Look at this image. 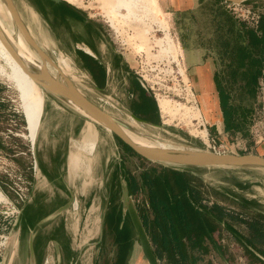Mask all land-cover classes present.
Wrapping results in <instances>:
<instances>
[{"label":"rangeland","instance_id":"obj_1","mask_svg":"<svg viewBox=\"0 0 264 264\" xmlns=\"http://www.w3.org/2000/svg\"><path fill=\"white\" fill-rule=\"evenodd\" d=\"M64 1L67 2V0ZM69 1L72 3L68 2V4L89 17L113 48L125 54L134 74L140 79L154 101L157 110L156 123L158 125L162 124V127L151 128L138 125L130 121L119 106L117 107L120 111L113 110L109 105L115 106V100L118 99L114 96V90H111L114 88L113 84H110V90L103 92L105 95L91 91L86 83H82V81L85 82V79H82L77 70L69 65L70 72L67 76L75 77L72 80L75 88L81 94L83 93L88 100L99 108H103L102 110L116 120L131 126L138 132L159 137L179 146L215 154L218 152L264 156L263 147H261L264 140L258 145L254 143L256 135L253 126L260 116V112L264 115V110L261 111L258 107L256 88L255 96L249 98L243 90L238 88L239 81L234 83L231 79L233 66L236 67V72L240 75V65L244 59L247 58V61L256 60L259 53L262 52L261 47H255L256 49H254L252 40L249 38V42L246 44L248 45L247 48H239L241 43L237 40V35L233 34L231 44L234 43L233 45L238 47L234 54L236 60L231 62V57L224 54L222 27L225 22L230 23L227 17L233 18L240 24L243 23L226 10L223 4L224 1L202 0L199 8L193 14L181 16V19H177L176 16L174 18V15L171 14L172 9L170 11L165 10L161 0H152L153 3L149 2L150 5L148 4V6L146 2L137 0L134 12L139 15L140 19L137 21L132 19L131 22L124 23L121 33L115 32L109 26L98 0ZM0 2L6 7L3 0H0ZM12 2L18 17L29 34L32 35L34 41L36 43L38 41L39 44H37L44 51L46 57L54 63H57L60 58L70 64L66 51L68 49L67 42L72 34L80 33L84 28L82 25L77 26V23L73 22L71 16L66 13L67 8L62 4H51L40 0H12ZM242 3L259 13H264V0H248ZM38 7L42 10L41 13L37 11ZM118 13L125 14V10L120 9ZM160 22V26H167L168 30L162 31L159 28ZM179 22H181V25ZM68 25L72 27L71 30ZM242 25L246 34L253 29L246 23ZM140 30L143 32L141 33ZM198 31H200L201 36L197 37V42L205 46L206 51L215 55V77L222 79L224 86L231 91L232 103L251 109V112L247 114L244 129L241 132H225L222 129H216L214 125L209 123L210 118L218 120L214 101L209 97L207 107H204L201 100L202 95L198 97L194 83L188 76L179 55L178 45L182 49L181 41L184 40L187 44L188 40L190 38L192 40L193 35ZM166 32L169 34V39L172 40L173 52L172 50L168 52L167 45L169 44L166 40ZM139 36L142 37L139 38ZM127 38L130 39L129 43L131 42V44L125 42ZM133 38L137 39L134 40ZM143 38L145 42H142ZM158 39H162L161 44H158ZM140 44H142V47L140 51L137 50L136 52L135 46ZM177 59H180L179 66L175 65ZM229 62L232 65L229 66ZM0 65H3L1 59ZM180 68L184 70L182 75H179ZM188 88L194 96L190 94ZM42 92L44 99L43 113L33 147L34 152L32 153L29 140L26 136H23L27 133V130L24 115H22L20 108L18 92L10 79L0 75V193L4 198L0 201V264H29L26 244L21 247L20 254L15 259H11L16 240L13 205H17L19 190H22L21 193H24L27 197L31 195L33 187L37 185L40 187L41 185L39 174L33 170L34 160L42 163L44 168L50 171L53 158L59 157V160H61L60 168H63L65 178L74 187L79 206L82 204V211L79 209L77 214L73 211L67 212V214L69 213L67 215L69 235L78 232L82 241H87L91 237L95 240L100 218L104 215L106 223L104 234L102 232L101 236V245L97 248L95 246L88 249L85 254L88 262L89 260L92 261L91 264H126V260L127 264L128 261L129 264H146L133 232L131 236L126 238L124 246L119 248L117 245L118 233H116L115 227L119 221L117 220L118 213L121 212L120 190L121 182L125 180V174L134 176L138 181L141 188L132 197L141 212L147 213L151 224L153 217L148 206L146 187L142 185V174L144 172H147L152 178L160 196L171 198V191L178 192L184 198H188L194 207H200L205 201L206 203H216L226 211L242 215L243 218L257 216V214L264 217V169L236 168L229 169L228 174L220 169H196L202 175L203 181L191 175V177L186 178L179 176L162 169V166L158 164L132 155L113 134L106 131L99 124L82 116L65 101L56 98L50 91L45 90ZM115 93L118 96L120 95V92L115 91ZM158 97H164L171 104L176 105H172L173 116H165L160 112L156 100ZM182 105L183 108H181ZM184 105L191 107V111L197 109L196 111L200 112V116L191 118L190 113H187V110L185 111L186 107ZM165 120L171 121H168L169 124L166 125L164 124ZM88 123L92 125L95 132L94 138L96 139H94L95 147L92 154H87L76 148L84 142L82 137L83 128ZM185 123L187 124L185 125ZM193 129L196 131L204 130L206 140L195 137L194 133H191ZM263 131L262 128L260 132L264 133ZM210 146L214 147V150ZM71 156L78 160L76 170L72 169L71 163L73 160ZM21 204L22 202L19 205ZM205 211L202 214L199 212L193 213L192 218L196 221L206 220L207 223L211 219L218 218L213 211ZM221 219L222 221L226 220L231 228L223 227L221 230L220 228L217 230L216 239L220 251L212 253L210 256H203L202 259L204 260L198 261V263L264 264L263 245L248 240V231L245 225L225 217ZM260 220L264 222L263 218ZM124 222L127 225L129 224L127 220H124ZM78 225H84L85 229L77 231ZM203 225L206 227L205 224ZM203 230L204 228L196 229L195 234H200ZM184 245L186 250L189 246L186 245V242H184ZM118 254L124 258L123 262ZM44 261L45 259L42 258L39 264H44ZM160 263L167 264L164 260Z\"/></svg>","mask_w":264,"mask_h":264},{"label":"flooded vegetation","instance_id":"obj_2","mask_svg":"<svg viewBox=\"0 0 264 264\" xmlns=\"http://www.w3.org/2000/svg\"><path fill=\"white\" fill-rule=\"evenodd\" d=\"M37 11L42 12L39 7ZM66 13L71 16L74 23H77V26L82 25L84 28L81 30L82 32L70 36L67 42L68 49H66L69 65L77 70L82 79H85V82L82 81V83L96 87L97 91L92 88L89 89L102 94L110 90V84H113L114 88L111 90H114V96L118 99L115 100V106L111 104L109 106L117 111L126 109L141 120L150 122L145 118L147 116L154 118L148 99L151 96L140 79L134 74L125 54L113 48L97 26L86 23L69 9H66ZM68 28L72 29L69 25ZM115 91L120 92V95L118 96ZM59 159V157L53 158L50 171L46 170L42 163L36 161L34 171L39 174L41 185L40 187L38 185L33 187L31 195L25 197L15 215L14 232L16 240L11 259H15L20 254L24 244H26L28 254V240L32 236V249L36 264H39L42 258L47 260L48 264H55L56 247L60 254V264L92 263L91 260L88 262L85 254L88 249L96 246L92 245L94 238L91 237L87 241H82L78 232L69 235V230H67V215L69 214L67 212L73 211L77 214L79 209L82 211V204L79 206L74 187L65 178L63 168H60L61 160ZM70 193L74 196L71 207L62 215L52 220L43 221L50 213L69 201ZM126 219L122 216L120 225H123ZM105 223L106 221H104L102 228L103 234ZM84 229V225H78L77 231ZM121 233H118L117 236H120Z\"/></svg>","mask_w":264,"mask_h":264},{"label":"trees","instance_id":"obj_3","mask_svg":"<svg viewBox=\"0 0 264 264\" xmlns=\"http://www.w3.org/2000/svg\"><path fill=\"white\" fill-rule=\"evenodd\" d=\"M40 1H46L53 4L49 0ZM217 1L222 2L221 0ZM256 29L260 30V37H257V39L256 37L250 38L252 40V46L254 49L261 47L260 50L262 52L259 53V57L254 61H247V58L244 59L245 62L243 61V63L240 65V68L244 69L241 80L235 79L238 76L236 67L233 66V70H231L232 80L234 83L235 81H239L240 84L238 88L243 90L244 94L249 96V98H253L255 96L257 78L260 76L261 72L264 71V13H261L260 15L258 27L251 29L250 33L253 32L252 30ZM247 46L248 45L239 44V48L242 49L247 48ZM236 49H238L237 46H233L229 50H227V47L224 48V53L231 57V62L236 60L234 56ZM230 65H232V63L229 64V66ZM215 83L218 93L219 106L223 115L225 132H241L244 129V125L248 116L247 114L251 112V109L244 108L243 106L240 107L232 103L231 91L224 86L222 79H218L217 77ZM148 99L149 105L153 111L151 114L154 116V118L147 116L145 119L156 123L155 118L157 115V110L155 103L151 97ZM121 144L132 155L138 156L123 143ZM162 169L178 174L179 176L185 178L190 176V174L186 172L170 170L163 167ZM124 178L127 182L129 192L133 196L134 193L141 187L138 185V181L134 176L125 174ZM142 179V185L146 187L147 191L148 206L153 217L152 224L150 223L147 213L143 211L141 212L137 204L136 207L146 232L152 241L154 253L158 260H164V262H167V264H196L200 259H202V257L199 255L188 254L185 250L184 242H186V245L188 244L190 250H193L194 247H197L198 250L202 251V246L199 240L202 239V237L208 236L214 230V228L211 227L206 220L196 221L192 218V214L198 212L202 214L206 212L205 210L213 211L218 219L225 217L230 220H236L243 223L248 231V240L250 242L252 241L259 243L263 245L264 248V222H261L260 220L261 218L264 219L262 215L257 214V216H247L246 218H243L242 215L235 213L234 215L232 212L226 211L223 207L216 203L212 204L210 207L205 205L194 207L193 203L188 198H184L183 195L178 192L171 191V198L160 196L158 190L155 188L152 178L147 172L142 174ZM121 219L122 215L119 212L117 219L119 221L115 227V231L118 230V233L122 232L120 236H117V245L119 248L124 246L126 238L131 236L132 233L130 226H128L129 224L127 225V223L124 222L123 225H120ZM203 224H205L206 227ZM203 228L204 230L200 234H195L196 229L198 230ZM118 257L122 258L123 262L124 258L121 257L120 254H118Z\"/></svg>","mask_w":264,"mask_h":264},{"label":"bare ground","instance_id":"obj_4","mask_svg":"<svg viewBox=\"0 0 264 264\" xmlns=\"http://www.w3.org/2000/svg\"><path fill=\"white\" fill-rule=\"evenodd\" d=\"M142 1L146 2L147 6H148L149 2L150 3L152 2V0H142ZM68 2L72 3L69 0H67V3ZM98 2L100 4V8L103 9V15L108 20L109 26L111 28H113L114 31L117 33H121L122 25L124 23L126 24L127 22H131L132 19L136 20V21L140 19L139 15H137L134 12V7L136 6L137 0H98ZM120 9L125 10V14H122V15L119 14L118 10H120ZM159 21H162V20H159ZM129 24H128V26H129ZM160 24H161V22L159 23V28H161L162 31L168 30L167 26L166 27L164 25L160 26ZM125 27H126V25H125ZM140 32L142 33L143 31L140 30ZM0 33H2L8 41L7 42L8 48H7L6 45L3 44V42L0 39V59L3 62V65H0V75L6 77L7 79H10L14 83V86L18 92V99L20 102V108H21V111L23 113L22 115H24V119H25V123H26L25 128L27 130V133L23 136H26V138L29 140L31 147H34V144L36 141V136H37L38 125L40 124V119H41V116L43 113L44 99H43V92L36 85V83L30 78L31 75H35V76L40 77V73H41L40 71L43 67L44 69L42 72H44L53 82L58 84V86L60 85V86H64V87L71 86V85L74 86L72 80H74L75 77L73 78V77L67 76V75H69L70 67H69V64L64 59L59 58L57 60V63H54V62L49 61V60H44V62H42V60L38 56V52H36L34 49H32L29 46V44L26 42V40L24 39V36H23L24 34H22V32L18 29V27L14 23V17H12L11 13L8 11V9L6 7H4L2 5L1 2H0ZM145 34H146V32H145ZM165 35L167 36L166 40H168L167 42L169 44V45H167L168 46L167 47L168 52H169V50L170 51L172 50V52H173L174 47H173L172 40L169 39V36H168L169 34L167 32ZM142 36H139V38ZM31 37H32V35H31ZM144 37H146V36H144ZM129 38H131V37H129ZM136 39H134V40H136ZM129 40L130 39L127 38L125 42L129 43ZM143 41L145 42L144 38H143L142 42ZM161 42H162V39L161 40L158 39V44H161ZM37 43H38V41H37ZM40 44H42V43H40ZM129 44H131V42ZM134 44H136V43L134 42ZM142 44H144V43H142ZM142 44L135 46L136 52H137V50L140 51ZM146 44H147V42H146ZM25 45H27L29 47H27ZM10 48L13 49V51ZM143 49H145V48H143ZM143 49H141V50H143ZM175 65H177V66L180 65L179 59H177V61L175 62ZM183 73H184V70L180 68L179 75H182ZM41 75H42V73H41ZM43 81H44L43 83H44L45 90L50 91L56 98H59L60 100L65 101L75 111L79 112L80 114L83 113L74 103H72L71 101L65 100L62 92H60L58 90V88H56L55 86H52V84L48 83L45 80H43ZM188 90H189L190 94L192 96H194L192 91L189 88H188ZM201 97H202L201 98L202 103H203L204 107L206 108L209 96L207 93H205ZM156 100H157V106H158V108L162 114H164L165 116L170 115V117H171V115L173 116L172 105H175V104H171L169 102V100L164 99V97H158ZM185 101H187V100H185ZM178 108H179V105H178ZM181 108H183V105ZM190 108L191 107H186L185 111L187 110V113H190L191 118H196L197 116H200L199 115L200 112L196 111L197 109L195 111H191ZM173 110H175V109H173ZM187 115H189V114H187ZM184 118H185V116H184ZM168 121H171V120H165L164 124L168 125L169 124ZM186 122H187V120H186ZM187 123H185V125ZM123 131L136 144H138L140 147H143L146 149H152V150H156L158 152H163V153L167 152V151H186V150H188V149L184 148L183 146L171 144L168 141L149 142L146 139H143L141 136H137V135L129 132V130H127V129H125ZM94 133L95 132L93 131L92 125H90L89 123L86 124L85 127L83 128V133H82L83 134L82 137H83L84 142H83V144H79V145L77 144L78 145L76 147L77 150L82 151V152H86L87 154H92V152L94 151L95 140H96L94 138ZM191 133H194L193 135L195 137H198L202 140H204V139L206 140V132L204 130L196 131L193 129V130H191ZM80 143H82V142H80ZM75 153H78V152H75ZM71 158L73 160V162L71 163L72 169L76 170L78 167V160L76 158H74L73 156H71ZM3 199L4 198H3L2 194L0 193V201H2Z\"/></svg>","mask_w":264,"mask_h":264},{"label":"water","instance_id":"obj_5","mask_svg":"<svg viewBox=\"0 0 264 264\" xmlns=\"http://www.w3.org/2000/svg\"><path fill=\"white\" fill-rule=\"evenodd\" d=\"M6 8L11 13L12 17H14V23L18 27V29L24 34V39L29 44V46L38 52L39 58L44 62V60H49L38 44L34 41V39L29 34L28 30L18 17L12 0H3ZM54 4H62L67 9L76 13L80 18H82L86 23L96 26L86 15H84L81 11L74 8L72 5L68 4L64 0H49ZM224 2H231V3H242L248 0H221ZM0 39L3 44L7 46V39L6 37L0 33ZM11 49V48H10ZM13 51V49H11ZM51 61V60H49ZM43 67L41 69L40 77L31 75V79L36 83V85L42 90L45 91L44 81L52 84L58 88L60 92H62L64 99L71 101L74 103L83 113L82 116L90 119L91 121L99 124L103 127L106 131L113 134L116 138H118L125 146H127L132 152H134L139 157L147 160L149 162L158 164L164 168L170 170H177L181 172H186L195 178L203 181V177L199 174L196 169L199 168H213V169H220L225 171L228 174L229 169H236V168H258L264 169V156L253 155V154H215L211 152H204L199 150H192L191 148L185 147L188 149L186 151H167V152H158L152 149H146L140 147L136 144L128 135L125 134L123 130L127 129L129 132L141 136L143 139H146L149 142L155 141H166L159 137H154L152 135H147L144 133H140L137 130L133 129L131 126L116 120L113 116L108 114L106 111L99 108L97 105L92 103L88 100L83 94H81L73 85L71 86H58L55 82H53L43 71ZM43 79V80H42ZM94 91H97V88L88 85ZM75 88V89H74ZM128 118L136 123L146 125L147 127L151 128H161V125L154 124L151 122L143 121L140 118L136 117L130 111L124 109L123 110ZM163 123V122H162ZM39 127V125H38ZM169 143L173 144L172 142L168 141ZM33 150V147H32ZM34 152V150H33ZM69 201L64 205L60 206L52 213H50L47 217L43 219V221L52 220L55 217L62 215L66 212L74 202V196L72 193ZM120 208H121V215L126 216L129 222V225L132 229L134 234L135 240L137 242L138 247L142 253V256L146 262V264H161L160 260L157 259L154 253V247L150 237L148 236L146 229L142 223L140 214L137 210L136 204L133 200L132 195L129 192L127 182L122 180L121 182V190H120ZM104 224V215L100 218L99 227L97 229L96 238L93 240L92 245H99L102 236V228ZM87 245V244H86ZM97 248V247H96ZM28 263L29 264H36L33 249H32V236H30L28 240ZM55 264H60V254L58 248H55Z\"/></svg>","mask_w":264,"mask_h":264},{"label":"crops","instance_id":"obj_6","mask_svg":"<svg viewBox=\"0 0 264 264\" xmlns=\"http://www.w3.org/2000/svg\"><path fill=\"white\" fill-rule=\"evenodd\" d=\"M161 1L163 3L162 6L165 8V10L170 11V9H172L171 14L174 15V18L176 16L177 19H181V16L193 14L199 8L202 0H161ZM227 18L230 20V23L225 22V25L222 27L223 30L222 37H224L222 38L224 39L222 40V46L224 48L227 47V50H229L233 46H236L233 45L234 43L231 44V42L233 41V38H231L233 34L237 35L238 38L237 40L240 41V43L243 45H246L249 42L250 37H256V39L257 37H260L259 29L252 30L253 31L252 33L249 32L248 34H246L244 26L242 24L236 22L231 17H227ZM179 24L181 25V22H179ZM198 36H201L200 31L195 33L193 35L194 38L192 40L190 38L187 44H185L184 40H182L181 41L182 49H180L178 45L179 55L182 58L185 68L188 72V76L194 83V87L198 92L197 93L198 97L207 93L208 96L214 101V107L217 111L216 114L218 120H214L213 118H210L209 123L211 125H214L216 129L218 130L222 129L223 131H225L223 115L219 106L218 93L215 83L217 79L215 77L216 58L212 52L206 51L205 46L201 45L200 42H197ZM229 64L231 63L229 62ZM243 72L244 69H240V75H238L235 79L241 80ZM261 147H263V151H264V143L262 144ZM225 221L224 220L222 221V219H218V218L211 219V221H209L208 224L211 227H213L214 230L208 236L202 237V239L199 240L202 246V251L198 250L197 247H194L193 250H190L189 247H187L186 248L187 253L193 255H199L200 257H203L205 255L210 256L212 255V253L215 252L218 253L220 251V248L216 239L217 230L219 228L221 230V228L223 227H226L227 229L230 227L229 223ZM100 245L101 242L97 246L99 247ZM202 260L204 259H200L199 262H201ZM126 264H127V260H126Z\"/></svg>","mask_w":264,"mask_h":264},{"label":"built area","instance_id":"obj_7","mask_svg":"<svg viewBox=\"0 0 264 264\" xmlns=\"http://www.w3.org/2000/svg\"><path fill=\"white\" fill-rule=\"evenodd\" d=\"M224 7L227 11H229L235 18H237L239 21L246 23L247 25L256 28L259 25L260 22V15L258 11L254 10L253 8L245 5L244 3H231V2H224ZM256 92L258 97V107L262 110H264V71L261 72L260 76L257 78L256 83ZM254 128V134L256 135V138L254 139V143L256 145L260 144L264 140V133H261L260 130L264 129V115L262 112H260V116L257 118V122L253 126ZM258 132V133H257ZM264 132V131H263ZM209 145V144H208ZM211 147V146H210ZM211 149L214 150V147H211ZM33 153V150H32ZM216 154H228V153H216ZM36 161H33V170L35 169ZM26 190V189H25ZM20 193H17L18 199L16 201L17 205H13V215L17 214L19 204L20 202H23L25 199L24 193H21L22 190H19ZM207 207H210L212 203L205 202L204 204ZM1 245V243H0ZM44 264H48V261L45 260Z\"/></svg>","mask_w":264,"mask_h":264}]
</instances>
